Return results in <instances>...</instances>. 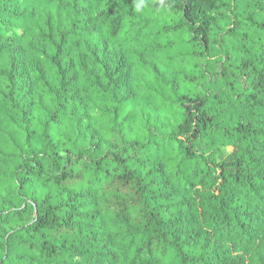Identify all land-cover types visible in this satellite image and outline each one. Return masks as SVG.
Listing matches in <instances>:
<instances>
[{
    "label": "trees",
    "instance_id": "1",
    "mask_svg": "<svg viewBox=\"0 0 264 264\" xmlns=\"http://www.w3.org/2000/svg\"><path fill=\"white\" fill-rule=\"evenodd\" d=\"M0 264H264V0H0Z\"/></svg>",
    "mask_w": 264,
    "mask_h": 264
},
{
    "label": "rangeland",
    "instance_id": "2",
    "mask_svg": "<svg viewBox=\"0 0 264 264\" xmlns=\"http://www.w3.org/2000/svg\"><path fill=\"white\" fill-rule=\"evenodd\" d=\"M115 50H111L108 57V63L112 68H116L119 65L121 59V53L118 45L115 46ZM42 48V54L39 55H26L22 56L23 66H22V75L24 81L31 87V93L34 97V89L32 88L37 80L40 78L41 74V65L40 60L41 56L44 54V48Z\"/></svg>",
    "mask_w": 264,
    "mask_h": 264
}]
</instances>
